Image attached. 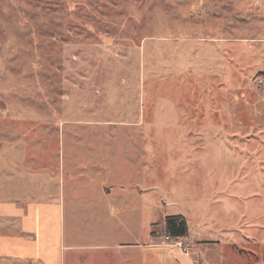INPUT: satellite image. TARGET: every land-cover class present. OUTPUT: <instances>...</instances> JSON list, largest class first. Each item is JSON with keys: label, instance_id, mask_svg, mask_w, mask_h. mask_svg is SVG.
<instances>
[{"label": "rangeland", "instance_id": "1", "mask_svg": "<svg viewBox=\"0 0 264 264\" xmlns=\"http://www.w3.org/2000/svg\"><path fill=\"white\" fill-rule=\"evenodd\" d=\"M262 70L264 0H0V182L135 179L159 239L264 264Z\"/></svg>", "mask_w": 264, "mask_h": 264}, {"label": "crops", "instance_id": "2", "mask_svg": "<svg viewBox=\"0 0 264 264\" xmlns=\"http://www.w3.org/2000/svg\"><path fill=\"white\" fill-rule=\"evenodd\" d=\"M43 172L29 182L8 174L0 182L6 194L0 198L1 263L197 264L194 255L172 245L173 239H159L152 219L143 224V191L135 179L90 188L73 183L76 172L68 186L62 168ZM190 239L198 256L203 242L189 231L183 241Z\"/></svg>", "mask_w": 264, "mask_h": 264}, {"label": "trees", "instance_id": "3", "mask_svg": "<svg viewBox=\"0 0 264 264\" xmlns=\"http://www.w3.org/2000/svg\"><path fill=\"white\" fill-rule=\"evenodd\" d=\"M189 228L187 221L181 216L167 217L163 236L168 239L187 238Z\"/></svg>", "mask_w": 264, "mask_h": 264}, {"label": "built area", "instance_id": "4", "mask_svg": "<svg viewBox=\"0 0 264 264\" xmlns=\"http://www.w3.org/2000/svg\"><path fill=\"white\" fill-rule=\"evenodd\" d=\"M263 82H264V78L263 79H260V84H262ZM183 239L184 238L178 239V241L176 243V247H178L185 255H189L188 254V249L185 246Z\"/></svg>", "mask_w": 264, "mask_h": 264}]
</instances>
